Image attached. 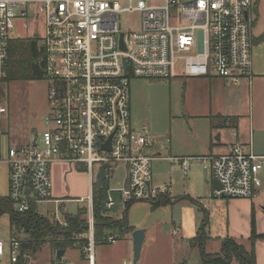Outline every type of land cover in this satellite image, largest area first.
Returning <instances> with one entry per match:
<instances>
[{
	"label": "built area",
	"instance_id": "2783aa9c",
	"mask_svg": "<svg viewBox=\"0 0 264 264\" xmlns=\"http://www.w3.org/2000/svg\"><path fill=\"white\" fill-rule=\"evenodd\" d=\"M257 0H0V80L17 21H43L37 36L42 48L43 76L49 83L50 112L46 128L25 144H9L2 159L8 166L7 196L18 211L51 198L49 168L53 162L78 165L88 176L87 264L93 254L92 184L102 164L104 206L156 198L166 186L150 185L152 135L131 122L130 81L141 79L220 78L232 85L252 83L254 45L252 11ZM137 12V29H121V15ZM122 34V44L120 35ZM0 112L5 108L0 106ZM235 135V133H232ZM109 139V149L103 145ZM169 141V139H166ZM184 174L191 162L208 169L219 186L211 198H253L261 186L264 156L249 142L234 143L226 153L176 157ZM98 168L94 172V166ZM121 164L123 186L111 188L114 165ZM111 174V176H110ZM149 182V185H148ZM26 187L29 191L26 192ZM107 242L115 237L108 235ZM16 262L21 240L0 239V257ZM64 264H69L65 261Z\"/></svg>",
	"mask_w": 264,
	"mask_h": 264
},
{
	"label": "rangeland",
	"instance_id": "374dc122",
	"mask_svg": "<svg viewBox=\"0 0 264 264\" xmlns=\"http://www.w3.org/2000/svg\"><path fill=\"white\" fill-rule=\"evenodd\" d=\"M252 18L255 41L252 49L253 77L250 86L232 85L220 78H213L208 86L205 82L192 81L190 77L184 76L173 79L134 78L130 81L131 122L137 128H146L149 134L155 137L156 148H159L163 155H169L164 149L169 142L166 139H169L172 145H181L184 141L191 142L192 138L199 137L207 121L202 117L191 116L197 115L200 109H204V113L207 114L237 113L242 124L246 123L247 126L251 121L254 148L264 144V0H257ZM120 21L121 29L124 31L137 29L139 15L137 12H126L121 15ZM43 27L42 19L39 22L30 19L25 27L22 22L17 21L12 35L15 37L41 35ZM48 86V81L42 77L30 80H0V106L5 108V112H0V129L1 125L10 127L12 144L27 142L31 136H39L46 128L45 117L50 112ZM223 135L231 138L228 130H223ZM0 139L4 140L1 133ZM152 152L154 148L149 150L150 154ZM3 158L4 155L1 159ZM7 167V164L0 160V196L7 194ZM97 168L95 164L94 172ZM78 170H80L78 165L73 163L62 170L60 183L66 196L64 214L73 215L78 207L84 210L82 204H86L83 201L70 200L80 196V191L84 187V179L76 175L79 173ZM152 172L153 186L167 187L162 194L167 196L168 202L156 204L157 196L153 197L154 199L134 201L126 207L127 224L133 230H144L138 260L134 262L133 230L124 231L114 227L109 232L115 237L114 242L98 240L94 243L93 254L96 264H200L202 250L210 256L220 254L222 240L220 241L215 231L206 232L204 228L207 237L203 248L201 240L196 238L203 218L201 199L206 197L205 176L207 184L212 185L209 170L198 162H191L185 175L177 162L164 160L153 161ZM124 174L121 164L114 165V176L108 180L109 186L122 187ZM259 176L261 186L257 190L258 201L264 195V164ZM112 196L116 204L111 208H105L103 200V208L106 215L117 220L123 217L125 205L118 192H113ZM38 211L51 220L55 228L66 225L64 216L53 203L38 204ZM84 217L87 218V213ZM11 236L22 242L28 238L23 229L10 234L8 215L2 214L0 239L8 241ZM234 240L247 251L250 249L247 240L241 238ZM21 252L26 264H52L55 249L49 239H44L36 252L31 253L27 249ZM227 256L228 254L224 255L225 258ZM65 261L69 264H87L85 251L80 244L76 242L74 247L67 248L61 264ZM0 264H13L8 252L0 257ZM228 264L242 263L233 258Z\"/></svg>",
	"mask_w": 264,
	"mask_h": 264
},
{
	"label": "trees",
	"instance_id": "16d2710c",
	"mask_svg": "<svg viewBox=\"0 0 264 264\" xmlns=\"http://www.w3.org/2000/svg\"><path fill=\"white\" fill-rule=\"evenodd\" d=\"M43 65L44 58L42 48L37 36L15 38L10 41L8 59L4 68V76L1 80L10 81L41 78L43 76ZM105 188V182L98 184L94 181L92 184L94 242L98 240L106 241L110 230L114 227H119L124 231L133 230L127 224L126 219V207L132 202H127L125 204L122 218L117 220L111 219L105 214L103 208ZM167 202V196L163 194H160L155 199L156 204H165ZM202 212L203 218L197 230L196 238L201 240L200 244L203 248L207 237L204 230L207 224V212L204 208ZM85 213H88V210L87 207L84 206V210L78 208L73 215L63 214L66 225L55 228L51 220L49 221L47 217L39 213L36 203L31 202L29 209L21 212L14 208L11 199L7 195L0 196V215H8L10 234H15L17 230L23 229L27 233L28 238L23 242L21 241V251L27 249L31 253L38 250L39 245L44 239H49V242L51 241L55 250L72 248L75 246L76 242L81 246L85 241L82 238H77V234L86 230L87 218L84 217ZM257 236L254 219L252 218L251 234L249 236L250 249L248 251L242 245H238L234 239L227 237L224 238L221 243L219 255L210 256L202 250L200 264H228L233 257L242 264H255L254 241ZM225 254H228L227 258L224 257ZM13 264H26V260L22 257V252L18 260L13 262ZM52 264H54V261ZM59 264H61V262Z\"/></svg>",
	"mask_w": 264,
	"mask_h": 264
},
{
	"label": "crops",
	"instance_id": "0c3cea01",
	"mask_svg": "<svg viewBox=\"0 0 264 264\" xmlns=\"http://www.w3.org/2000/svg\"><path fill=\"white\" fill-rule=\"evenodd\" d=\"M190 79L192 81H202L207 83L208 85L210 84L213 78H209V79L190 78ZM191 117L194 118L202 117L205 118L207 121L205 122L202 133H200L199 137L192 138L191 142L184 141V143H182L181 145H172L171 141L169 140L167 145L164 146L165 151L169 154L167 156L163 155L159 148H156L157 140L155 139V137H153L152 144L147 151L149 152L150 149L153 150L154 148V152H152V154L157 155L158 157L154 158L152 162L171 160L177 162L178 166L181 167L179 161L175 159L176 157L188 156V155L197 156L207 153H217V154L226 153L230 150L231 146L236 142L247 143L249 142L250 138L252 141L251 126H250L251 121L249 122V125L247 124V126L246 123L242 124L240 116L237 113L207 114L204 113V109H200V112L197 113V115L192 114ZM223 130H228L231 138L224 137ZM233 132L235 133V135L232 134ZM0 133L1 136L4 138L3 141H1L0 139V160L3 161L1 158L3 155H5L6 146L12 144L10 140L11 138L10 127L8 125H3V126L1 125ZM27 142L16 143V144H25ZM252 147L255 154L264 156V144H260L258 148H254L252 142ZM69 164L70 163H65V162H53L50 165L49 172H50V181H51V198L48 201L40 202V203H45V202L53 203L59 212L61 210L63 211V214L65 213L64 200L66 199L65 198L66 196H64V189L62 187V184L60 183V180H61L62 170L64 169V167L68 168ZM80 170H78L79 173H77L76 175L81 176L84 179L85 182L84 187L80 191L81 192L80 196L71 198L70 200L76 202L83 201L86 204L83 203L82 206L87 207V201H85V198L89 194L91 188L87 174L82 170L81 171ZM185 175H187V173ZM152 176H153V172H152ZM7 180H8V167H7L6 184H7ZM207 183H208L207 176H205L206 197L205 196L202 197L203 199L200 198L203 203L199 201V203H202L203 205L201 209L204 208L207 212V224L205 227L206 232L215 231L217 233V236L220 237V241L221 240L223 241L224 238L228 237L232 239L241 238L242 240H247L249 242V236L251 234V221L253 218L255 223V232L258 235L254 241V261L255 264H264V210H263L264 195L259 198V201L257 199L258 192L253 198L250 199L211 198L209 197V194L213 187V183L212 185H209ZM150 185L153 186V177H151ZM167 193H169V191H167Z\"/></svg>",
	"mask_w": 264,
	"mask_h": 264
},
{
	"label": "water",
	"instance_id": "95a60500",
	"mask_svg": "<svg viewBox=\"0 0 264 264\" xmlns=\"http://www.w3.org/2000/svg\"><path fill=\"white\" fill-rule=\"evenodd\" d=\"M120 44L121 47L123 48L122 44V34L120 35ZM32 142L35 143V136H32ZM104 148L109 149V139L107 142L103 145ZM108 166V164H102L99 167V170L96 174L95 181L98 184H101L103 179H105V167ZM111 176V174H110ZM213 186H219V183L216 180H213ZM149 185V182H148ZM26 192L29 191V188L26 187L25 189ZM263 210H264V205H263ZM63 214V211H60ZM144 238V230L143 229H134L132 231V244H133V250H134V262L138 260L140 256V251H141V246ZM65 250L64 249H56L54 252V264H59L64 256Z\"/></svg>",
	"mask_w": 264,
	"mask_h": 264
}]
</instances>
